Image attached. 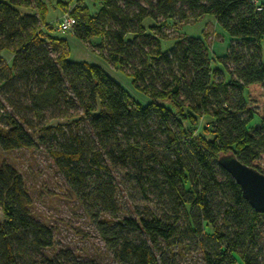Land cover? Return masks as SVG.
<instances>
[{"label": "trees", "instance_id": "1", "mask_svg": "<svg viewBox=\"0 0 264 264\" xmlns=\"http://www.w3.org/2000/svg\"><path fill=\"white\" fill-rule=\"evenodd\" d=\"M141 2L101 0L95 15L81 0L73 6L56 0V6L72 19L75 39L99 37L100 49L108 50L105 59L130 70L132 86L150 100L145 106L100 67L68 60L65 40L43 30L44 0H0L4 102L38 121L47 111L59 115L34 127V139L19 117L0 114V149L54 146L49 157L116 264H168L160 256L163 249L175 257L174 248L180 254L192 247L201 264H264V245H259L264 213L243 200L218 165L232 156L264 175L253 165L264 155V0ZM205 15L230 38L225 55L216 58L227 79L211 69L201 39L160 48L166 34L155 24L159 19L180 23ZM147 18L154 23L151 34L142 27ZM2 51L12 54L10 64ZM65 106L78 107L82 116H61ZM198 119L207 123L196 135L186 124L195 127ZM254 119L258 124L251 130ZM115 170L143 199L154 198L165 215L150 210L147 200L134 217L119 218ZM31 205L22 178L1 162L0 264H81L67 251L43 254L53 246L54 230L32 217Z\"/></svg>", "mask_w": 264, "mask_h": 264}, {"label": "rangeland", "instance_id": "2", "mask_svg": "<svg viewBox=\"0 0 264 264\" xmlns=\"http://www.w3.org/2000/svg\"><path fill=\"white\" fill-rule=\"evenodd\" d=\"M76 1L62 0L63 4L69 3V6H73ZM136 1L143 5L141 0ZM44 2L48 8V13L46 19L47 25L43 30L48 36L50 35L56 39L65 40L66 46H64L62 52L67 54L68 60L73 62H86L90 65L100 67L135 102L142 106L150 103L147 97L139 93L132 86L131 79L128 76V73H130L129 69L118 67V65L108 62L105 59L108 56V50L102 51L100 49L101 40L99 37L91 38L82 43L73 37L72 29L69 32L61 33L57 30V26L65 16V12L56 6V0H44ZM81 2L85 3L92 15H95L101 6V0H81ZM155 24H162L165 30L163 32L166 34V38H164L165 40H160V48L162 51L170 49L176 41L184 38L201 39L207 48L211 69L220 70L223 77L225 76L224 78L227 79V72L220 66L219 59L216 58L225 55L230 38L215 23L212 16L205 15L197 20H187L180 23H176L174 20L162 21L159 19ZM152 26H154V23L151 19L147 18L143 21L142 27L144 28L145 34H151ZM1 56L4 63H11L12 54L9 51H2ZM260 56L264 61V38L260 43ZM229 70H231L230 66ZM4 95V91H2L0 93V100L3 107L0 106V114L6 112L7 114L19 117L24 122V127L26 129L29 128L27 130L34 139L37 137V133L33 130L34 127H40L45 122H49V118L52 116H59L54 113L55 111H51L53 113L47 111L44 113V119L38 121L30 111L10 107L4 102ZM81 113L82 111L78 107L69 109L65 106L61 116H69L70 119L74 120L79 119L82 116ZM198 121L199 123L195 127L186 124L189 131L194 130L196 135L201 132L202 124H204L206 119H198ZM47 124L46 126H49V123ZM257 124L258 120L254 119L249 127L252 130L257 127ZM31 127L33 128L31 129ZM53 145L55 144L53 143ZM48 150H55V148L54 146L49 148V146L40 145L36 150L5 152L0 149V163L5 162L12 166L24 182L25 188L32 200V217L54 230L53 246L51 249L44 251L43 254L46 257H52L59 251H67L74 262L81 264H116L112 262L103 244L97 238L95 226L91 218L87 216L86 212L78 205L75 198L68 191L56 164L49 157ZM253 165L264 173V155ZM111 173L117 187L115 200L119 218L134 217L135 210L141 212L142 206L146 205L148 201L151 203L149 205L150 210H154L153 212L157 215H165L162 214L164 212L162 206L157 204L154 198L143 199L144 197L132 188L127 178L121 172L115 170ZM2 219L0 214V221ZM261 230L259 245L262 247L264 245V227ZM185 243L187 244V242ZM162 251H164V254L161 252L160 256H162V260L165 263L201 264L199 253L194 247L180 254L177 248H174L172 253L175 257H172L165 249ZM235 259L237 260L236 257ZM159 263L162 264L161 261Z\"/></svg>", "mask_w": 264, "mask_h": 264}, {"label": "water", "instance_id": "3", "mask_svg": "<svg viewBox=\"0 0 264 264\" xmlns=\"http://www.w3.org/2000/svg\"><path fill=\"white\" fill-rule=\"evenodd\" d=\"M218 165L240 188L242 198L258 214L264 213V175L240 163L237 158L225 156Z\"/></svg>", "mask_w": 264, "mask_h": 264}, {"label": "built area", "instance_id": "4", "mask_svg": "<svg viewBox=\"0 0 264 264\" xmlns=\"http://www.w3.org/2000/svg\"><path fill=\"white\" fill-rule=\"evenodd\" d=\"M252 4L256 5V2L252 1ZM255 7H256V11H260V8L257 5ZM72 26H73L72 19L68 14H65L61 22L58 24L57 30H59L61 33H66L71 30Z\"/></svg>", "mask_w": 264, "mask_h": 264}]
</instances>
